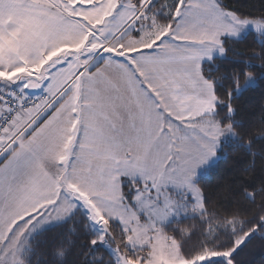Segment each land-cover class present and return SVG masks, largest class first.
<instances>
[{
    "label": "rangeland",
    "instance_id": "374dc122",
    "mask_svg": "<svg viewBox=\"0 0 264 264\" xmlns=\"http://www.w3.org/2000/svg\"><path fill=\"white\" fill-rule=\"evenodd\" d=\"M139 1L0 0V89L55 97L19 111L0 137V264H27L34 235L78 208L118 264H204L216 258L233 264L229 251L185 258L165 227L205 209L197 178L217 161L222 143L237 137L215 115L218 99L203 63L225 55L226 36L251 30L264 36V19L241 17L219 0H176L174 9L173 0L164 9L156 0ZM160 14L174 19L163 22ZM119 63L149 89L123 92L139 118L124 124L125 139L134 136L126 140H136L141 153L122 155L102 144L101 85L118 82ZM155 77L173 79L175 103L187 107V120L172 114ZM253 83L250 74L246 86ZM49 84L54 89L47 92ZM113 139L115 147L125 140ZM122 177L141 182L134 185L133 205ZM109 220L123 225L134 251L149 250L145 261L121 258L106 236Z\"/></svg>",
    "mask_w": 264,
    "mask_h": 264
},
{
    "label": "trees",
    "instance_id": "16d2710c",
    "mask_svg": "<svg viewBox=\"0 0 264 264\" xmlns=\"http://www.w3.org/2000/svg\"><path fill=\"white\" fill-rule=\"evenodd\" d=\"M139 4V0H133ZM173 9L177 1L173 0ZM169 0H156L163 7ZM226 9L244 18L264 19V0H219ZM164 9V7H163ZM165 14L159 20L169 22ZM224 56L205 61L203 74L213 82L215 115L223 126L232 125L237 137L223 142L219 158L197 178L205 209L168 223L167 235L180 243L183 256L193 259L209 251L230 253L233 264H264V36L253 30L240 38H223ZM255 83L246 86L249 75ZM42 122V121H41ZM126 200L133 205L134 185L122 178ZM108 241L126 260L149 254L134 251L128 235L116 220L106 222ZM234 226V228H233ZM249 237L241 245L237 241ZM27 264H118L111 250L99 240L88 214L78 208L64 221L45 227L34 235ZM204 264H229L216 258Z\"/></svg>",
    "mask_w": 264,
    "mask_h": 264
},
{
    "label": "crops",
    "instance_id": "0c3cea01",
    "mask_svg": "<svg viewBox=\"0 0 264 264\" xmlns=\"http://www.w3.org/2000/svg\"><path fill=\"white\" fill-rule=\"evenodd\" d=\"M136 52L137 51H133L131 53H136ZM136 73L137 72L135 71L127 70L125 67L121 66V63H119L118 82L112 83V84L108 82H103L101 85V89H102L101 116H102L103 148L107 149V148L112 147L113 150H116L118 154H122V155H125V152L127 150H129V154L141 153V149H140L141 147L139 144L136 143V140L132 139L129 142L128 140H126V139L134 138V136L130 134L131 136H127L125 139V136L127 134L125 133L126 127L124 125L125 123H127V121L131 123L137 122L139 118L134 116L136 112L131 102L124 100L123 92H125L128 89H134V87L140 88L143 91L149 90L145 84L135 83L138 78ZM131 77H133V79H131ZM154 79L156 80V83H155L156 89L165 92V96L167 95L165 97V101H166V104H167V100L170 101V108H171L172 114L177 116L180 113L182 118L185 116L184 118L187 120L188 119L187 112H189L187 111V107L181 104L179 105L175 103V95L172 93L174 88L171 87L173 83V79L167 80L168 82L164 81V79L160 81L161 78L157 80L155 77ZM180 88L182 89L183 85ZM53 89H54V84H49L46 88V91L49 92ZM113 92H117V94ZM170 93H172V95ZM182 99L184 100V97H182ZM186 104L188 103L186 102ZM59 107L60 106L58 104L57 107L52 111V113H50V115H48V117H46V119L38 126L39 127L45 126L48 123V120L50 119V117H52L51 114L55 113L59 109ZM149 107H146V109ZM153 107L159 110V102L157 101L156 105H154ZM161 107L162 109H164L163 106ZM144 111H145V108H144ZM2 115H3V110L2 108H0V118L2 117ZM113 138H122L123 140L125 139L126 141L124 140V142L122 143L123 146H121L122 145L121 144L119 147H115V145H119V143L117 142V140ZM118 141H121V139H118ZM75 154L76 155L79 154L77 150L75 151ZM73 167L76 168L75 165Z\"/></svg>",
    "mask_w": 264,
    "mask_h": 264
},
{
    "label": "built area",
    "instance_id": "2783aa9c",
    "mask_svg": "<svg viewBox=\"0 0 264 264\" xmlns=\"http://www.w3.org/2000/svg\"><path fill=\"white\" fill-rule=\"evenodd\" d=\"M55 97L52 98L54 101ZM45 101H51L47 94H29L24 90L3 91L0 89V107L5 111L0 118V137L8 123L21 111L29 110L32 107H41ZM51 101V102H52Z\"/></svg>",
    "mask_w": 264,
    "mask_h": 264
},
{
    "label": "water",
    "instance_id": "95a60500",
    "mask_svg": "<svg viewBox=\"0 0 264 264\" xmlns=\"http://www.w3.org/2000/svg\"><path fill=\"white\" fill-rule=\"evenodd\" d=\"M104 227H105V230H106V234L111 235L112 233H111V231H110V229H109L107 223H104ZM121 258L124 259V260H126L125 255H121Z\"/></svg>",
    "mask_w": 264,
    "mask_h": 264
}]
</instances>
